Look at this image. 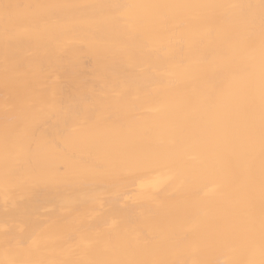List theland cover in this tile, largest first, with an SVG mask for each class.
<instances>
[{
  "label": "bare ground",
  "instance_id": "1",
  "mask_svg": "<svg viewBox=\"0 0 264 264\" xmlns=\"http://www.w3.org/2000/svg\"><path fill=\"white\" fill-rule=\"evenodd\" d=\"M0 264H264V2L0 0Z\"/></svg>",
  "mask_w": 264,
  "mask_h": 264
},
{
  "label": "snow or ice",
  "instance_id": "2",
  "mask_svg": "<svg viewBox=\"0 0 264 264\" xmlns=\"http://www.w3.org/2000/svg\"><path fill=\"white\" fill-rule=\"evenodd\" d=\"M262 2H264V0H262Z\"/></svg>",
  "mask_w": 264,
  "mask_h": 264
}]
</instances>
